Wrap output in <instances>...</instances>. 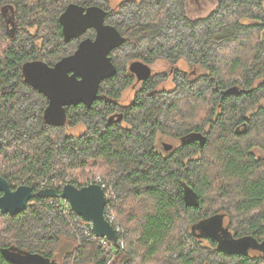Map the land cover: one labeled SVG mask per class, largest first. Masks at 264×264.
Returning a JSON list of instances; mask_svg holds the SVG:
<instances>
[{
    "label": "trees",
    "instance_id": "1",
    "mask_svg": "<svg viewBox=\"0 0 264 264\" xmlns=\"http://www.w3.org/2000/svg\"><path fill=\"white\" fill-rule=\"evenodd\" d=\"M71 3L109 10L106 24L125 42L110 54L117 74L92 106L67 108L66 124L56 127L44 121L47 99L21 70L73 54L76 40L65 44L58 22ZM186 3L124 0L110 9L108 0H0V177L33 193L102 185L118 237L116 246L95 238L65 201L34 198L16 216L0 212V264H10L3 249L53 262L72 243L60 264H264V253L230 256L196 231L221 215L230 238L264 243V160L250 152L264 156V0H215L196 20ZM134 61H164L170 70L151 76L122 106ZM169 75L172 88L158 89ZM230 88L236 94L222 98ZM115 114L120 122L109 121ZM243 124L247 130L237 133ZM79 125L81 134L66 133ZM193 135L204 136L203 145L158 149L163 137Z\"/></svg>",
    "mask_w": 264,
    "mask_h": 264
},
{
    "label": "water",
    "instance_id": "2",
    "mask_svg": "<svg viewBox=\"0 0 264 264\" xmlns=\"http://www.w3.org/2000/svg\"><path fill=\"white\" fill-rule=\"evenodd\" d=\"M108 13L98 6L83 7L76 3L69 4L60 15L63 42L68 44L78 40L86 33L93 31V38H85L77 45L73 54L63 57L53 66L41 60L25 63L22 66L24 82L47 99V107L43 112L44 121L51 126L62 127L66 124L69 107L83 105L90 108L98 97L101 84L117 74L110 54L120 48L125 38L119 31L106 24ZM129 72L140 83L150 79L151 68L141 62L134 61L129 65ZM236 88L220 92L226 95L236 94ZM120 122L122 115H114L109 121ZM203 145L205 138L192 136ZM163 150L170 152L173 146L163 143ZM34 198L59 199L68 203L74 214L90 225L95 238L106 239L115 246L118 244L117 230L108 221L105 207L107 196L98 184L76 187L64 185L60 191L46 188L33 193L29 186H19L12 190L8 182L0 177V212L16 216L24 212ZM195 207L198 204L195 203ZM224 217L217 215L196 226L201 237L216 241L218 247L230 256H248L250 250L259 243L253 238L234 240L228 236L223 227ZM221 233V235H220ZM223 233V235H222ZM264 245V243H261ZM2 257L10 264H53V262L37 255L13 249L1 250Z\"/></svg>",
    "mask_w": 264,
    "mask_h": 264
},
{
    "label": "rangeland",
    "instance_id": "3",
    "mask_svg": "<svg viewBox=\"0 0 264 264\" xmlns=\"http://www.w3.org/2000/svg\"><path fill=\"white\" fill-rule=\"evenodd\" d=\"M122 1H124V0H108L110 9L115 8ZM214 6H215V0H187L186 13H187L188 18L190 20H196V19L206 17L213 10ZM90 33L91 32H88L84 36H82L81 38L76 40V45H78L79 42L84 40L85 38H93L94 36L91 37ZM184 66H185L184 63H180L178 65V67H180L182 69H185ZM150 68H151V76L152 77L155 75L167 73L170 70L164 61H157L156 63L151 64ZM193 74H195V70H194ZM194 77L195 76H192V78H194ZM171 79H172V77L170 75L167 76V80L165 82H163L162 84H160V86H158L157 88L160 90L171 89L172 88ZM140 85H141V83H138L135 80L134 85L122 93V96L119 99V104L122 106H129L132 103L135 92L140 88ZM263 103H264V101H263ZM83 130H84V127L81 125H79L75 128H68L67 127L66 133L69 135L77 136V135L81 134L83 132ZM162 142L171 144L174 148H176L180 145V142L178 140L173 139L171 137H163ZM162 142L161 141L159 142L160 144H158V149L160 148V145L162 144ZM162 153H164V152H162ZM71 247L72 248L74 247L73 243L70 245L62 246L60 248V251L52 259L54 264H60L62 257L64 256V254L66 252H68V250ZM253 255H255V254L253 253Z\"/></svg>",
    "mask_w": 264,
    "mask_h": 264
},
{
    "label": "flooded vegetation",
    "instance_id": "4",
    "mask_svg": "<svg viewBox=\"0 0 264 264\" xmlns=\"http://www.w3.org/2000/svg\"><path fill=\"white\" fill-rule=\"evenodd\" d=\"M106 11V10H105ZM107 13H109V10H107L106 11ZM8 22H9V25L10 26H13V21H12V19H9L8 20ZM106 22V21H105ZM15 30H17V25L15 26ZM92 32V34H93V36H94V33H93V31H91ZM149 67H150V65H148ZM135 78V77H134ZM134 80H136V78L134 79ZM136 82H138L137 80H136ZM138 83H140V82H138ZM262 82H261V80H257V82H256V85H255V87H257L259 84H261ZM142 84V83H141ZM115 115H118V114H115ZM247 130V127H246V125L245 124H243V125H241L239 128H237V130H236V132L237 133H244L245 131ZM194 136V135H193ZM199 136V135H198ZM204 137V136H203ZM188 140H192V137H186V138H182V139H179L178 141L180 142V145L181 144H184L185 142H187ZM160 142V141H159ZM162 142V141H161ZM163 143L164 142H162V144L160 145V150L162 151V152H164L165 153V151L163 150V147H162V145H163ZM198 144H199V142H198ZM177 148V147H176ZM173 149H175L174 147H173ZM172 149V150H173ZM172 150L170 151V152H172ZM169 152V153H170ZM252 154H254L255 155V158L257 159V160H264V156H263V152L261 151V150H259V149H257V148H254V149H252L251 151H250ZM46 189V188H45ZM107 196V195H106ZM227 224H228V221H227V219L225 218L224 220H223V227L224 228H226L227 229ZM228 230V229H227ZM220 235H221V233H220ZM222 235H223V233H222ZM253 253L255 254V255H253ZM264 253V245H261V243H259V245L255 248V249H253V250H250L249 251V253H248V256H251L252 257V255L253 256H255V257H257V256H260V255H262Z\"/></svg>",
    "mask_w": 264,
    "mask_h": 264
},
{
    "label": "built area",
    "instance_id": "5",
    "mask_svg": "<svg viewBox=\"0 0 264 264\" xmlns=\"http://www.w3.org/2000/svg\"><path fill=\"white\" fill-rule=\"evenodd\" d=\"M98 182H100V181H98ZM98 185H99V184H98ZM87 186H88V185H87ZM100 186L103 188L102 185H100ZM62 187H63V186H62ZM105 194L107 195V193H105ZM63 206H64L65 208H66V207H69V205H68L67 202L64 203ZM69 208H70V207H69ZM107 219H108V221H109L111 224L114 222L113 217L107 216ZM84 224H85V230H86V232H87L88 234L92 235L90 225L86 224L85 222H84Z\"/></svg>",
    "mask_w": 264,
    "mask_h": 264
}]
</instances>
